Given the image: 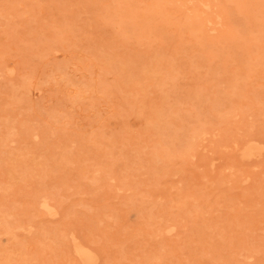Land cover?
<instances>
[{"label":"rangeland","instance_id":"1","mask_svg":"<svg viewBox=\"0 0 264 264\" xmlns=\"http://www.w3.org/2000/svg\"><path fill=\"white\" fill-rule=\"evenodd\" d=\"M261 191L264 0H0V264H264Z\"/></svg>","mask_w":264,"mask_h":264},{"label":"bare ground","instance_id":"2","mask_svg":"<svg viewBox=\"0 0 264 264\" xmlns=\"http://www.w3.org/2000/svg\"><path fill=\"white\" fill-rule=\"evenodd\" d=\"M27 1H28V0H27ZM211 1H212V0H211ZM253 1H254V0H253ZM160 2H162V1H160ZM160 2H159V3H160ZM200 2H201V1H200ZM152 3H153V2H152ZM163 3H164V1H163ZM163 3H162V4H163ZM201 3H202V2H201ZM203 3H204V2H203ZM222 3H223V2H222ZM224 3H225V2H224ZM234 3H235V2H234ZM154 4H156V2H154ZM160 4H161V3H160ZM160 4H158L159 8H161V7L163 6V5L161 4L162 6L160 7ZM197 4H198V3H197ZM224 5H226V4H224ZM248 5H249V4H248ZM148 6H149V4H148ZM153 6H154V5H153ZM164 6H165V5H164ZM164 6H163V7H164ZM174 6H175V5H174ZM176 7L178 8V6H176ZM194 7L196 8V6H194ZM203 7H204V6H203ZM218 7H219V6H218ZM226 7H227V6H225V9H226ZM234 7H235V6H233V8H234ZM254 7H255V6H254ZM150 8H151V6H150ZM153 8H155V6H154ZM157 8H158V7L156 6V9H157ZM159 8H158V9H159ZM174 8H175V7H174ZM174 8H172V9H174ZM201 8H202V7H201ZM208 8H209V7H208ZM219 8H220V7H219ZM251 8H252V7H251ZM251 8H250V10H251ZM148 9H149V8H148ZM158 9H157V11H158ZM169 9H170V8H168V11H167V12L171 11V10H169ZM231 9H232V7H231ZM253 9L255 10L256 8H253ZM165 10H166V9H165ZM218 10H219V9H218ZM220 10H221V9H220ZM243 10H244V9H243ZM247 10H248V9H247ZM122 11H123V10H122ZM129 11L131 12V10H129ZM134 11H135V10H134ZM149 11H150V9H149ZM155 11H156V10H155ZM161 11H164V8L161 9ZM161 11H160V12H161ZM179 11H180V10H179ZM198 11H199V10H198ZM222 11H224V10H222ZM152 12H153V11H152ZM165 12H166V11H165ZM171 12H173V10H172ZM174 12H175V11H174ZM227 12L229 13L228 10H227ZM245 12H246V11H245ZM251 12H253V11H251ZM254 12H255V11H254ZM256 12H257V11H256ZM131 13H132V12H131ZM131 13H129V14H131ZM136 13H137V12H136ZM149 13H151V12H148V14H149ZM156 13H157V12H156ZM156 13H154V14H156ZM158 13H159V11H158ZM162 13H163V12H162ZM162 13H160V14H162ZM177 13H178V12H177ZM240 13H241V12H240ZM242 13H243V12H242ZM247 13H248V11H247ZM122 14H123V13H121V15H122ZM133 14H134V13L131 14V18H133V16H134ZM165 14H167V13H165ZM168 14H169V13H168ZM170 14H171V13H170ZM174 14H175V13H174ZM225 14H226V13H225ZM236 14H238L237 11H236ZM250 14H251V13H250ZM124 15H125V13L123 14V16H124ZM146 15H147V14H146ZM163 15H164V14H163ZM193 15H194V14H193ZM193 15H191V16H193ZM245 15L247 16V14H245ZM255 15H257V14L255 13ZM126 16H127V15H126ZM129 16H130V15H129ZM129 16H128V17H129ZM138 16H139V14L137 13L136 18H135V17H134V18L137 19ZM142 16H143V15H142ZM142 16H140V17L142 18ZM154 16H155V15H154ZM156 16H157V15H156ZM160 16H161V15H160ZM183 16H184V15H183ZM183 16H181V17H183ZM161 17H162V16H161ZM170 17H171V16H170ZM172 17H173V16H172ZM176 17H177V16H176ZM123 18H124V17H123ZM129 18H130V17H129ZM129 18H127V19H129ZM145 18H146V17H145ZM145 18L143 19L144 21H145ZM156 18H159V16H157ZM168 18H169V17H168ZM168 18H167V19H168ZM249 18H250V16H249ZM124 19H125V18H124ZM146 19H147V18H146ZM148 19H153V18L151 17V18H148ZM159 19H160V18H159ZM162 19H163V18H162ZM165 19H166V18H165ZM176 19H177V18H176ZM182 19H183V18H182ZM192 19H194V17H193ZM131 20H132V19H129V22H130ZM138 20H139V19H138ZM169 20H170V19H169ZM179 20H180V19L178 18V22H179ZM183 20H184V19H183ZM195 20H197V19L195 18ZM126 21H128V20H126ZM154 21H155V19H154ZM159 21H161V20H159ZM162 21H163V20H162ZM186 21H187V20H186ZM201 21H204V19L201 20ZM208 21H210V20H208ZM138 22H140V21H138ZM142 22H143V21H142ZM142 22H140V23H142ZM151 22L154 24L153 21H151ZM164 22H165V21H164ZM172 22H174V21L171 20V23H172ZM175 22H176V21H175ZM178 22H177V23H178ZM180 22H181V20H180ZM192 22H194V21L192 20ZM204 22H205V21H204ZM135 23H137V21H136ZM145 23H147V22L145 21ZM157 23H158V22H157ZM165 23L167 24V22H165ZM165 23H163V24H165ZM177 23H175L176 26H177ZM158 24H159V23H158ZM161 24H162V22H161ZM173 24H174V23H173ZM193 24H195V23H192L191 26H192ZM133 25H134V24H133ZM135 25H136V24H135ZM141 25H142V24H141ZM145 25H147V24H145ZM148 25H149V24H148ZM167 25H169V23H168ZM178 25H179V24H178ZM184 25H185V21H184ZM184 25H183V26H184ZM187 25H189V24H187ZM198 25H199V24H198ZM203 25H204V24H203ZM65 26H66V25H65ZM137 26H138V25H137ZM143 26H144V24L142 25V27H143ZM150 26H152V25H150ZM155 26H156V25L154 24V27H155ZM157 26H159V25H157ZM157 26H156V28H154V31L158 28ZM164 26H165V25H164ZM201 26H202V25H200V27H201ZM61 27H62V26H61ZM63 27H64V26H63ZM63 27H62V28H63ZM116 27H117V26H116ZM148 27H149V26H148ZM148 27H147V28H148ZM178 27H179V26H178ZM186 27H187V26H186ZM186 27H185V30H186V29L189 30L188 28L191 29L190 26H188V28H186ZM192 27H193V26H192ZM196 27L199 28V26H196ZM144 28H146V27H144ZM151 28H153V26H152ZM160 28H161V25H160ZM160 28H159V29H160ZM176 28H177V27H176ZM181 28H182V26H181ZM203 28H205V27H203ZM64 29H65V28H64ZM194 29H195V28H194ZM62 30H63V29H62ZM157 30H158V29H157ZM161 30L163 31L162 28H161ZM161 30H160V31H161ZM137 31H138V29H137ZM141 31H143V30H141ZM141 31H139V32H141ZM145 31H148V32H149V30H145ZM179 31H182V30L179 28ZM152 32H153V30H152ZM188 33H189V32H188ZM143 34H144V33H143ZM147 34H148V33H147ZM152 34H155V33H152ZM152 34H151V35H152ZM189 34H190V33H189ZM137 35H138V34H137ZM145 35H146V34H145ZM148 35H149V34H148ZM151 35H150V36H151ZM157 35H158V33H157ZM157 35H156V36H157ZM159 35H160V34H159ZM181 35H182V34H181ZM190 35H191V34H190ZM196 35H199V34H196ZM201 35L204 36V34H202V33H201ZM201 35H200V36H201ZM138 36H139V35H138ZM141 36H142V35H141ZM203 36H201V38H204ZM157 37H158V36H157ZM230 37H231V36H230ZM136 39H137V38H136ZM197 39H198V38H197ZM137 40H138V39H137ZM139 40H141V39H139ZM142 40H143V39H142ZM198 41H201V40H198ZM203 41H204V40H203ZM231 45H232V44H231ZM181 47H182V46H181ZM2 54H3V53H2ZM1 56H2V55H1ZM112 61H113V60H112ZM113 63H115V61H114ZM113 63L111 62V64H113ZM115 65H116V64H115ZM118 65H119V64H118ZM118 65H116V66H117L116 68L120 67V66H118ZM146 66H147V65H146ZM146 66H144V67H146ZM150 66H151V65H150ZM111 67H112V66H111ZM113 67H114V65H113ZM121 67H122V65H121ZM121 67H120L117 71H119V70L122 71L123 68L121 69ZM148 67H149V65H148ZM108 68H109V67H108ZM108 68H107V70H108ZM146 68H147V67H146ZM146 68H142L141 70H144V69L146 70ZM150 68H153V67L151 66ZM150 68H149V71L152 72V75H153V74H154L153 72H155V71L150 70ZM147 69H148V68H147ZM153 70H155V69L153 68ZM157 70H158V69H156V71H157ZM159 70H161V69H159ZM159 70H158V71H159ZM167 70H169V69H167ZM108 71H109V70H108ZM110 71H111V70H110ZM149 71L146 70V71H145V74H147L146 72H148V74H150ZM116 73H117V72H116ZM140 73H141V72H140ZM142 73H144V72L142 71ZM142 73H141V74H142ZM155 73H156V72H155ZM145 74H144V76L146 77ZM150 75H151V74H150ZM150 75H147V77H149ZM172 75H173V74H172ZM145 77H144V78H145ZM174 77H176V76H174ZM174 77L172 76L173 79H174ZM98 78H99V77H98ZM98 78H97V79H98ZM152 78H153V77H152ZM176 78H177V77H176ZM131 79H132V78H131ZM150 79H151V78H150ZM162 80H163V79H162ZM164 80H165V79H164ZM99 81H100V80H98V82H99ZM104 82H105V81H104ZM173 83H174V82H173ZM100 84H101V82H100ZM105 85H106V84H105ZM105 87L108 88V86H105ZM102 88H103V86H102ZM107 88H105V89L107 90ZM142 88H143V87H142ZM103 89H104V88H103ZM79 90H80V89H79ZM145 90H146V89L144 88V92H145ZM140 91L143 92V90H141V88H140ZM75 92H76V90H75ZM78 92H79V91L77 90V93H75V94H78ZM144 92H143V93H144ZM134 103H135V102H134ZM134 106H135V104H134ZM134 106H133V107H134ZM133 107L130 106L129 109H132V110H131V111H128V113L130 112L129 114H131V112L133 111V109H134ZM135 108H136V107H135ZM154 110H155V112H156V109H154ZM154 110H153V112H154ZM134 111H136V110H134ZM157 111H158V110H157ZM162 111H163V109H162ZM160 112H161V111H160ZM166 112H168V111H166ZM133 113H135V112H132V114H133ZM158 113H159V112H158ZM158 113H157V114H158ZM161 113H162V112H161ZM163 113H164V112H163ZM163 113H162V114H163ZM152 114H153V113H152ZM157 114H156V117H157ZM159 114H160V113H159ZM154 115H155V114H154ZM160 115H161V114H160ZM130 116H131V115H130ZM158 116H159V115H158ZM162 116H163V115H161V117H162ZM165 116H166V115H165ZM147 117H149V116H147ZM153 117H154V116H153ZM150 118H151V117H150ZM150 118H148V119H149V120L154 119V118H152V119H150ZM157 118H158V117H157ZM163 118H164V117H163ZM146 119H147V118H146ZM155 119H156V118H155ZM152 121H153V120H152ZM162 121H164V120L162 119ZM124 122H125V121H124ZM127 123H128V122H127ZM163 123H164V122H163ZM123 124H124V123H123ZM144 124H147V123H144V122H143V125H144ZM148 124H149V126H150L151 124H153V122H152L151 124L148 122ZM148 124H147V126H148ZM154 124H155V123H154ZM164 124H167V123H164ZM111 125H112V124H111ZM113 125H114V124H113ZM160 125H161V124H160ZM124 126H125V124H124ZM147 126H146V127H147ZM149 126H148V128H149ZM151 126H152V125H151ZM155 126H156V125H155ZM155 126H152V127L155 128ZM157 126H158V125H157ZM161 127H162V126H161ZM163 127L165 128V126H163ZM166 127H167V126H166ZM159 128H160V127H159ZM159 130L162 131L161 129H159ZM194 134H195V133H194ZM191 135H192V134H191ZM198 136H199V135H198ZM188 137H190V134H189V136H187V139H189ZM196 137H197V136H196ZM192 138H193V137H192ZM198 139H199V137H198ZM191 141H192V140H190V142H191ZM197 141H198V140H197ZM187 142H188V141L186 140V143H187ZM235 142H236V141H235ZM160 143H161V141H160ZM186 143H185V144H186ZM193 143H194V142H193ZM197 143H198V142H197ZM188 144H189V143H188ZM241 144H242V143H240V145H241ZM244 144H245V143H244ZM195 145H196V142L194 143V147H196ZM237 145H238V144H237ZM240 145H239V147H240ZM245 145H247V144H245ZM248 145H249V144H248ZM187 146H188V145L186 144L185 147H187ZM189 146H190V145H189ZM191 146H193V145H191ZM160 147H161V146H160ZM171 147H172V146H171ZM235 147H236V146H235ZM239 147H237V148H239ZM161 148H162V147H161ZM168 148H169V147H168ZM240 148H242V146H241ZM244 148H245V147H243V149H244ZM249 148H250V147L248 146V149H249ZM166 149H167V148H166ZM183 149H185V148L183 147ZM196 149H197V147L194 148V150H196ZM243 149H242V150H243ZM253 149H255V148H253ZM159 150H160V149H159ZM163 150L165 151V147H164ZM169 150H171V149H169ZM171 151H172V150H171ZM171 151H170V152H171ZM182 151H183V150H182ZM235 151H236V150H235ZM100 152H101V151H100ZM166 152H168V151H166ZM166 152H165V153H166ZM250 152H251V151L249 150V156H250ZM252 152H253V150H252ZM252 152H251V153H252ZM257 152H258V151H257ZM103 153H104V152H103ZM165 153H164V154H165ZM177 153H178V152H177ZM101 154H102V153H101ZM166 154H167V153H166ZM170 154H172V153H170ZM170 154H169V152H168V155H170ZM245 154H246V153H245ZM252 154H253V153H252ZM258 154H259V152H258ZM258 154H257V155H258ZM19 155H20V154H19ZM24 155H25V154H24ZM24 155H22V156H24ZM65 155H66V154H65ZM103 155H104V154H103ZM159 155H160V154L157 155L158 158H159ZM173 155H174V152H173ZM243 155H244V152H243ZM26 156H27V155H26ZM26 156H25V157H26ZM66 156H67V155H66ZM157 156H156V157H157ZM244 156H246V155H244ZM244 156H243V157H244ZM247 156H248V155H247ZM17 157H18V156H17ZM20 157H21V155H20ZM67 157H68V156H67ZM67 157H65V158H67ZM152 157H153V156H152ZM152 157H151V158H152ZM154 157H155V156H154ZM160 157H161V156H160ZM240 157H241V156H240ZM63 158H64V157H63ZM68 158H69V157H68ZM161 158H162V157H161ZM164 158H166V157H164ZM168 158H169V157H168ZM243 159H244V158H243ZM234 163H235V162H234ZM237 163H238V162H237ZM237 167H238V166H237ZM84 169H85V168H84ZM225 169H226V168H225ZM237 169H238V168H237ZM82 170H83V169H82ZM85 170H86V169H85ZM85 170H83V171H85ZM240 170H241V169H240ZM83 171H82V172H83ZM237 171H238V170H237ZM13 172H14V171H13ZM223 172H224V170H223ZM84 173H85V172H84ZM86 173H87V172H86ZM232 173H234V172H232ZM238 173H239V172H238ZM240 173H241V172H240ZM240 173H239V174H240ZM222 174H224V173H222ZM222 174H220V176H221ZM230 174H231V173H230ZM230 174H229V175H230ZM235 174H236V173H235ZM240 175H241V174H240ZM234 177H235V176H234ZM236 177H237V175H236ZM221 178H222V177H221ZM230 178H232V177H230ZM239 178H240V177H239ZM218 179H220V178H218ZM240 179H241V178H240ZM220 180H221V179H220ZM237 180H238V179H237ZM229 182H230V181H229ZM256 185H258V184H256ZM232 186H234V185L232 184ZM262 187H263V186H262ZM227 188H228V187H227ZM230 189H232V188H230ZM230 189H229V190H230ZM253 189H254V187H253ZM257 189H258V188H257ZM257 189H256V190H257ZM260 190H262V189H260ZM250 191H252V190H250ZM227 192H228V191H227ZM247 192H248V191H247ZM247 192H246V193H247ZM254 192H255V191H254ZM256 192H258V191H256ZM185 193H187V192H185ZM189 193H190V192H189ZM248 193H249V192H248ZM251 193H253V192H251ZM251 193H250V194H251ZM258 193H259V192H258ZM250 194H249V195H250ZM253 194H254V193H253ZM256 194H257V193H256ZM261 194H264V193L261 191ZM187 195H188V194H187ZM223 195L225 196V194H223ZM228 195H229V194H228ZM247 195H248V194H247ZM258 195H260V193H259ZM188 196H190V195H188ZM188 196H187V197H188ZM245 196H246V195H245ZM250 196H251V195H250ZM183 197H184V196H183ZM185 198H186V197H185ZM204 200H206V198H204ZM44 201H46V200H44ZM208 201H210V200H208ZM205 202H207V201H205ZM205 202H204V203H205ZM260 202H261V201H260ZM210 203H211V205L213 204L212 202H210ZM258 203H259V202H258ZM205 205H206V204H205ZM215 205H217V204H215ZM39 206H40V205H39ZM208 207H209V204H208ZM43 208H44V207H43ZM209 208H210V207H209ZM45 209H46V208H45ZM45 209H44V210H45ZM47 210H48V209H47ZM195 215H197V214H195ZM195 215H194V216H195ZM195 219H196V218H195ZM197 219H198V218H197ZM199 220H200V219H199ZM202 220H203V218H202ZM194 221H195V220H194ZM203 222L205 223L204 220H203ZM201 223H202V222H201ZM205 224H206V223H205ZM28 227H29V225H28ZM32 229H33V228H32ZM231 229H232L231 231H234L233 228H231ZM236 231H237V230H236ZM202 232H205V231H202ZM72 233H73V232H72ZM209 233L211 234V232H209ZM209 233H208V234H209ZM210 234H209V235H210ZM204 235H205V234H204ZM207 237H208V236H207ZM219 237H220V236H219ZM219 237H218V239L220 240L221 238H219ZM202 238H203V235H202ZM204 238H205V237H204ZM73 240H74V239H73ZM219 240H218V241H219ZM221 241H222V239H221ZM219 242H220V241H219ZM74 244H75V243H74ZM219 244H221V243H219ZM76 245H77V244H75V246H76ZM217 245H218V244H217ZM78 246H79V245H78ZM78 246H77L76 248H78ZM78 249H79V248H78ZM78 249H77V251H78ZM239 251H240V249H238V252H239ZM80 252H81V251H80ZM77 253H79V252H77ZM199 254H200V256H201V253H198V255H199ZM79 255L82 256V254H79ZM79 255H78V257H79ZM83 257H84L83 260H85V261L89 259L88 254L83 255ZM83 257H82V258H83ZM4 258H5V257H4ZM82 258H81V259H82ZM6 259H9V258L6 257ZM79 259H80V258H79ZM198 259H201V257H198ZM72 260H73V259H72ZM72 260H71V261H72ZM73 261H74V262H75V261L77 262V260H73ZM73 261H72V264L74 263ZM81 262H82V261H81ZM81 262H80V260H79V263H81ZM83 263L85 264L84 261H83Z\"/></svg>","mask_w":264,"mask_h":264}]
</instances>
